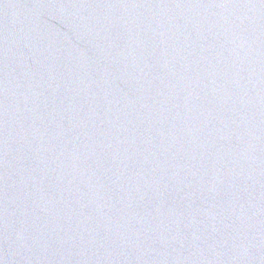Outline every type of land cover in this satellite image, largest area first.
<instances>
[{"label": "water", "instance_id": "water-1", "mask_svg": "<svg viewBox=\"0 0 264 264\" xmlns=\"http://www.w3.org/2000/svg\"><path fill=\"white\" fill-rule=\"evenodd\" d=\"M0 264H264V0H0Z\"/></svg>", "mask_w": 264, "mask_h": 264}]
</instances>
